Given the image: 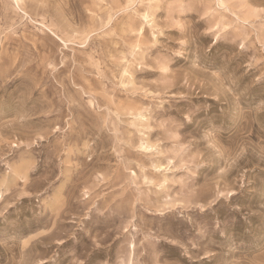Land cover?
<instances>
[{
    "label": "rangeland",
    "instance_id": "1",
    "mask_svg": "<svg viewBox=\"0 0 264 264\" xmlns=\"http://www.w3.org/2000/svg\"><path fill=\"white\" fill-rule=\"evenodd\" d=\"M0 264H264V0H0Z\"/></svg>",
    "mask_w": 264,
    "mask_h": 264
}]
</instances>
